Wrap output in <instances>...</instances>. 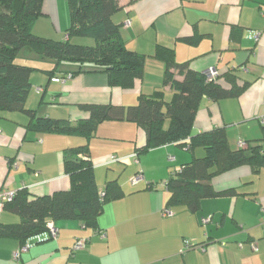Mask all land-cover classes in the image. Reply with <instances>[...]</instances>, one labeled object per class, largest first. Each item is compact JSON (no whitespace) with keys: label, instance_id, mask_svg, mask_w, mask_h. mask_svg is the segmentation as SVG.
<instances>
[{"label":"crops","instance_id":"0c3cea01","mask_svg":"<svg viewBox=\"0 0 264 264\" xmlns=\"http://www.w3.org/2000/svg\"><path fill=\"white\" fill-rule=\"evenodd\" d=\"M119 1L121 8L113 19L121 24L127 46L146 55L144 78L132 88H122L110 86L104 72H84L64 80L61 75L71 67L53 76L36 69L27 109L36 110V116L76 122L88 116L80 104H136L140 93L163 86L166 62L154 56L162 45L173 48L176 60L194 69L213 66L219 73L232 69L240 83L249 84L238 96L221 100L204 96L192 136L224 127L234 149L241 138L252 143L264 140V0ZM43 11L34 33L64 39L70 25L68 1L44 0ZM23 58L36 68L53 67L39 58ZM173 95L171 86H165L166 99ZM32 118L25 111H7L0 119V189L26 187L39 195L68 189L63 152L82 138L36 131L28 126ZM146 142L145 130L132 121L102 122L90 142L96 179L100 190L108 179H119L125 194L106 204L96 229L77 219L57 220V237H51L49 230L24 243L0 236L5 264H264V166L255 169L244 164L217 174L212 178L215 189L235 192L204 198L191 211L185 205H168L170 192L164 182L184 163L204 156L205 149L171 143L140 153ZM138 172L143 179L133 184ZM151 182L154 188L148 187ZM166 210L172 214H164ZM203 218L210 221L205 224ZM19 221L20 215L9 210L0 214L2 223ZM100 232L106 234L104 238ZM80 238L88 239L85 247L73 250ZM187 240L202 246L187 248ZM26 244L27 249L14 258Z\"/></svg>","mask_w":264,"mask_h":264},{"label":"trees","instance_id":"16d2710c","mask_svg":"<svg viewBox=\"0 0 264 264\" xmlns=\"http://www.w3.org/2000/svg\"><path fill=\"white\" fill-rule=\"evenodd\" d=\"M67 1L70 25L64 39H54L33 31L34 23L44 14V0H0V119L7 111H25L33 117L28 126L36 131L82 138L78 145L63 152L64 172L70 187L42 195L26 187L15 190V197L5 203L4 210L17 213L21 221L0 222V236L16 237L24 243L32 236L46 233L48 222L57 220L77 219L86 227L98 228L106 204L125 194L119 179H108L103 190L96 179L90 142L104 121L128 120L143 128L147 142L140 153L171 143L205 149L204 156L184 163L164 182L170 192L168 205L172 207L185 205L196 211L204 198L235 192L233 188L216 190L212 178L217 174L244 164L255 169L264 166V140L257 143L246 140L247 147L234 149L224 127L192 136L204 96L213 100L238 96L249 84L240 83L239 74L232 69L209 79L204 71L177 61L171 47L158 45L154 52L155 57L166 62L163 86L149 94L140 93L136 104L128 107L113 103L80 104L88 116L76 122L36 116V110L27 109L31 74L36 69L53 76L71 67L67 74L61 75L66 79L84 72H104L110 86L122 88H132L137 80L144 78L146 55L127 46L121 24L113 19V14L121 8L119 0ZM79 37H93L96 43L85 44L77 40ZM32 55L33 59L52 62V69L28 64L23 57ZM165 86H171L174 91L170 100L165 97ZM153 185L151 182L148 187L154 188ZM199 245L195 243L194 247Z\"/></svg>","mask_w":264,"mask_h":264},{"label":"built area","instance_id":"2783aa9c","mask_svg":"<svg viewBox=\"0 0 264 264\" xmlns=\"http://www.w3.org/2000/svg\"><path fill=\"white\" fill-rule=\"evenodd\" d=\"M125 25L126 26H129L130 25V20H127L125 22ZM204 73L207 75V77L209 79H216L219 75V71L217 68L215 67H209L207 69L204 70ZM64 80H66L64 78ZM261 121L262 123L264 124V116L261 117ZM238 147H241V148H245L247 147V141L246 139L244 138H241L239 141H238ZM113 159H117L116 157H113ZM170 159H173L172 157H170ZM16 164V163H15ZM17 165V164H16ZM143 179V174L140 172L138 173L137 175H135L133 178H132V183L134 184H137L139 183L141 180ZM16 195V191L15 190H10V189H0V214L2 213V211L4 210V205L7 201H11ZM164 214H172V211L171 210H166L164 212ZM210 221V218H203L202 219V222L207 224L208 222ZM48 228H49V232H50V235L51 237H57L58 235V228L55 224V221H49L48 222ZM101 236L102 237H105V233L104 232H100ZM87 238H80V239H77V241L75 242V244L73 245V250H80V249H83L87 243ZM194 244L193 242H191L190 240H187L186 241V246L187 248H193L194 247ZM199 246H202V245H199ZM28 247V245H23L20 250L15 253V256L14 258L18 259L20 256V252L21 251H24L26 250ZM197 247V246H196ZM252 247L253 248H256V244L253 243L252 244Z\"/></svg>","mask_w":264,"mask_h":264},{"label":"rangeland","instance_id":"374dc122","mask_svg":"<svg viewBox=\"0 0 264 264\" xmlns=\"http://www.w3.org/2000/svg\"><path fill=\"white\" fill-rule=\"evenodd\" d=\"M79 38H88V39H90V40H92L90 43H85V44H95L96 42H95V39L93 38V37H79ZM74 41V40H73ZM79 43V42H78ZM34 55H36L35 53H33ZM34 55H32V57L34 56ZM19 61H21V59H19ZM31 62V61H30ZM21 63V62H20ZM238 146V145H237ZM135 162V161H134ZM176 168H175V166H172V169L171 170H175ZM140 173V172H139ZM142 173V172H141ZM125 175H130L129 173H126ZM135 175H137L136 173H135ZM134 175V176H135ZM132 178V177H131ZM130 178V179H131ZM162 180H160V184H162V182H161ZM132 182V181H131ZM0 260H3V261H1L0 263H6L5 261H7L6 259H5V257H0Z\"/></svg>","mask_w":264,"mask_h":264}]
</instances>
